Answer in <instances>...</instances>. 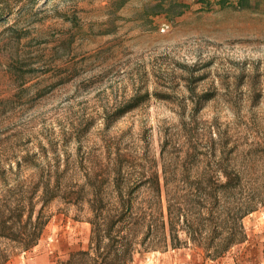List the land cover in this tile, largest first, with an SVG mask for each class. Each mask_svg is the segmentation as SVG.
<instances>
[{"label": "rangeland", "instance_id": "obj_1", "mask_svg": "<svg viewBox=\"0 0 264 264\" xmlns=\"http://www.w3.org/2000/svg\"><path fill=\"white\" fill-rule=\"evenodd\" d=\"M191 137L216 149L213 181L236 151L245 197L264 199V0H0V264L88 249L94 187L119 166L161 172L165 139ZM200 160L181 184L207 180ZM29 217L45 227L24 251ZM221 219L203 236L233 226ZM241 224L246 240L219 259L167 229L134 264H264V205Z\"/></svg>", "mask_w": 264, "mask_h": 264}, {"label": "trees", "instance_id": "obj_2", "mask_svg": "<svg viewBox=\"0 0 264 264\" xmlns=\"http://www.w3.org/2000/svg\"><path fill=\"white\" fill-rule=\"evenodd\" d=\"M192 138L182 146L165 139L160 152L161 172L155 169V161L154 167L146 163L124 170L119 166L109 175L113 177L111 182L107 180L97 188L93 185V197L89 201L92 218L89 220L91 237L88 249L72 253L64 264H134L136 255L158 248L152 238L156 234L165 235L167 229L172 235V246L181 245L177 236L184 232L194 245H206L208 256L213 260L243 243L246 235L241 220L264 205V199L245 197L243 172L236 151H223L216 171L226 181H213L210 174L215 170L211 168V158H217L216 149L201 152ZM202 157L207 158L205 169L208 171L203 176L207 180H189L181 184L180 176L194 178ZM109 187L113 189L110 194H116L115 200L105 198L104 192ZM141 190L146 191L147 198L138 202L136 194ZM223 215L230 217L233 226L204 237L203 229L212 223L219 225ZM27 223L34 229L24 251H30L40 240L45 227L40 217L37 222L29 217Z\"/></svg>", "mask_w": 264, "mask_h": 264}]
</instances>
